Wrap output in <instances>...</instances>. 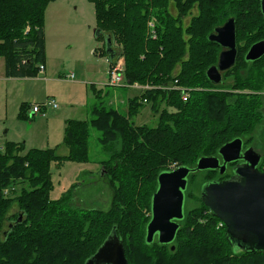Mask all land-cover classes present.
<instances>
[{
  "label": "trees",
  "instance_id": "16d2710c",
  "mask_svg": "<svg viewBox=\"0 0 264 264\" xmlns=\"http://www.w3.org/2000/svg\"><path fill=\"white\" fill-rule=\"evenodd\" d=\"M48 1L0 0V57L6 77L38 75V65L44 64L43 17ZM90 1L96 27L101 30L95 38L102 37V55L106 57V36L116 51L109 64L120 56L113 43L119 35L127 82L160 85L176 79L177 84L191 88L190 96L182 101L179 91L146 89L127 99L126 112L98 101L90 108L89 120L65 121L62 143L67 147L66 154H57L54 148L21 152L18 143L0 148V264H83L112 227L123 242L127 264H264V251H240L231 245L224 224L219 225L221 220L208 211L199 195V206L183 210L173 241H145L158 173L179 165L193 167L200 156L217 155L220 145L234 137L242 138L264 119V99L196 90L215 85L205 74L218 52L212 49L217 43L207 39L215 26L234 17L238 37L242 29L257 24L245 30V39H264L260 0ZM171 4L178 10L175 16L169 9ZM194 6L198 13L182 25V17ZM152 10L155 38L147 39L146 21ZM109 13L114 15L111 23L106 19ZM235 60L252 66L264 61V55L245 61L239 52ZM177 64L179 70L174 72ZM262 83L264 70L250 68L244 76H236L232 87L262 89ZM165 97L177 106V113H168L162 107ZM143 102L158 112L154 126L137 125L132 120ZM90 127L99 132L98 142L107 153L101 163L113 192L108 210L71 207L69 189L58 199L49 197L51 161L87 162ZM179 143L192 150L190 161L157 168L166 158L164 146L176 148ZM233 164L228 163L223 174L211 169L200 171L217 172L226 178ZM194 173L189 174L188 181ZM187 188L188 183L184 195ZM145 205L149 210L146 218L140 212Z\"/></svg>",
  "mask_w": 264,
  "mask_h": 264
},
{
  "label": "rangeland",
  "instance_id": "374dc122",
  "mask_svg": "<svg viewBox=\"0 0 264 264\" xmlns=\"http://www.w3.org/2000/svg\"><path fill=\"white\" fill-rule=\"evenodd\" d=\"M169 9L174 16L178 14L174 4H171ZM197 13V6L191 8L190 12L182 17V25L188 24L191 17ZM149 14L145 28L147 39L155 38V13L152 10ZM113 17L114 15L109 13L106 19L111 23ZM97 24L94 5L90 0H49L43 17L45 70L44 73L38 74L40 78H5L4 62L0 57V148H3L7 143H18L21 146V152L30 149L54 148L57 154H66L67 147L62 143V136L65 121L68 118L89 120L91 117L90 108L98 101L111 105L122 112L127 111V98L137 96L141 89L124 85H97L93 88V85H90L89 80L106 71L108 66L105 56L101 53L103 49L102 37L95 38L93 36ZM256 25L253 24L242 29L238 37L235 22L237 55L239 52L243 54L253 41L249 39L246 41L245 30L249 31ZM29 26L31 28L30 24ZM238 38L241 40L237 41ZM119 39L118 35L113 43L116 45L117 51L120 52L121 61L124 63L125 57L121 54ZM212 49L218 50L213 57L215 60L213 64H215L222 47L219 44H213ZM94 50L96 53L93 52ZM259 67L264 70V61H257L252 66H246L240 60H235L231 68L221 73L222 82L220 84H215L210 88L199 87L196 90L208 89L247 94L253 95L254 99L263 100V83L261 84L262 89L232 87L236 76H244L250 68L259 69ZM176 70H179L178 64L174 72ZM229 70L230 72H228ZM71 74L72 79H69L68 76ZM113 94H116L117 97L113 98ZM166 95L171 97L169 93ZM47 96L55 99L57 108L47 107L44 116L37 113L30 116L32 106L41 103ZM167 101L165 97V100L161 102L162 107L168 113H177V106ZM262 111L264 110L261 108ZM135 113L131 116L137 125L154 126L157 122L158 112L153 111L148 102H143ZM258 121L259 123L242 138L244 146H253L255 151L260 154L259 170H264V119L262 121L261 118ZM98 137L99 132L90 127L87 162L65 161L58 164L56 161H51L52 188L49 192L51 199L60 198L69 189L71 192L69 205L73 208L97 210L111 208L113 192L104 176L105 168L101 163L107 157V153L98 142ZM164 147H167L166 158L163 163L158 164L157 168H171L181 160L190 161L192 150L184 147L182 143L174 146L176 148H169L168 145ZM206 179H223V176L217 172H195L188 181L183 201L185 211L199 206L197 198L199 186ZM72 185H74L73 188H71ZM140 212L146 218L149 215L148 205H145ZM219 225H222V222Z\"/></svg>",
  "mask_w": 264,
  "mask_h": 264
},
{
  "label": "water",
  "instance_id": "95a60500",
  "mask_svg": "<svg viewBox=\"0 0 264 264\" xmlns=\"http://www.w3.org/2000/svg\"><path fill=\"white\" fill-rule=\"evenodd\" d=\"M264 16V0H260ZM101 30L95 27L93 36ZM209 41L222 47L217 62L206 71L213 84L222 82V72L233 66L236 55L235 19L228 17L223 24L215 26L207 35ZM108 62L116 51L108 36L105 40ZM264 55V39L253 42L247 49L244 60L254 61ZM242 138L234 137L217 150V155L200 156L193 167L179 165L162 170L157 175V187L151 195L150 219L145 227V241L156 239L160 244L173 241L183 217V201L188 176L200 170H217L223 174L227 165L231 174L223 179H211L201 184L199 198L208 211L225 226V237L240 251H264V170L257 168L260 154L252 146L242 150ZM241 160V161H240ZM174 246L170 245V249ZM83 264H127L122 240L112 227L108 235Z\"/></svg>",
  "mask_w": 264,
  "mask_h": 264
},
{
  "label": "built area",
  "instance_id": "2783aa9c",
  "mask_svg": "<svg viewBox=\"0 0 264 264\" xmlns=\"http://www.w3.org/2000/svg\"><path fill=\"white\" fill-rule=\"evenodd\" d=\"M93 52H96L95 50ZM123 62L121 61V57H117L113 63L109 64L108 68V78H107V85H112V86H120V85H126L134 88H139L142 90L146 89H154V88H161L163 90H175L179 91L180 97L182 101H186L191 92V88L182 86L177 84V80L174 79L172 81H169L167 83H163L160 85H153V84H139L137 82H132L129 83L127 82L124 77L122 78V73H123ZM44 71V64H39L37 72L38 74L43 73ZM69 78H72V74L68 76ZM57 103L53 97H46L44 101L38 104H34L32 106V113L35 114H40L42 116L45 115V110L47 107H52V108H57Z\"/></svg>",
  "mask_w": 264,
  "mask_h": 264
},
{
  "label": "crops",
  "instance_id": "0c3cea01",
  "mask_svg": "<svg viewBox=\"0 0 264 264\" xmlns=\"http://www.w3.org/2000/svg\"><path fill=\"white\" fill-rule=\"evenodd\" d=\"M94 53H96V52H94ZM105 59H106V61H107V63H108V66H107V69H106V71H104L103 73H100L98 76H95V77H93V78H91L89 81H90V85H93V88H94V86H96L97 87V85H107L106 84V82H107V78H108V68H109V62H108V60H107V58L105 57ZM44 70H45V66H44ZM43 73H44V71H43ZM4 76H5V74H4ZM40 75H37V76H35V77H23V78H20V79H38V78H40L39 77ZM5 78H15V77H6L5 76ZM16 78H18V77H16ZM69 79H72V78H69ZM125 87H130V86H126V85H124ZM132 88H134V87H132ZM48 97V96H47ZM117 97V95L116 94H113V98H116ZM132 96H130V97H128V98H131ZM127 98V99H128ZM31 114H33V113H31Z\"/></svg>",
  "mask_w": 264,
  "mask_h": 264
},
{
  "label": "flooded vegetation",
  "instance_id": "af4514ba",
  "mask_svg": "<svg viewBox=\"0 0 264 264\" xmlns=\"http://www.w3.org/2000/svg\"><path fill=\"white\" fill-rule=\"evenodd\" d=\"M250 46V45H249ZM240 47H241V45H240ZM248 49V48H247ZM247 49H246V51H247ZM238 50V49H237ZM246 51L243 53V58H244V56H245V53H246ZM263 94H264V92H263ZM242 150H245L247 147H249L250 145H248V146H244V140H243V138H242ZM253 147V146H252ZM254 149V148H253ZM255 150V149H254ZM261 157V156H260ZM261 160V159H260ZM241 161V160H240ZM257 168H258V166H257ZM259 169V168H258Z\"/></svg>",
  "mask_w": 264,
  "mask_h": 264
}]
</instances>
